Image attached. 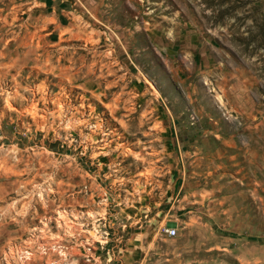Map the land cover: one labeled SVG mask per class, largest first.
I'll return each instance as SVG.
<instances>
[{"label": "rangeland", "instance_id": "1", "mask_svg": "<svg viewBox=\"0 0 264 264\" xmlns=\"http://www.w3.org/2000/svg\"><path fill=\"white\" fill-rule=\"evenodd\" d=\"M10 249L264 264V0H0Z\"/></svg>", "mask_w": 264, "mask_h": 264}, {"label": "bare ground", "instance_id": "2", "mask_svg": "<svg viewBox=\"0 0 264 264\" xmlns=\"http://www.w3.org/2000/svg\"><path fill=\"white\" fill-rule=\"evenodd\" d=\"M33 109H36L35 107H33ZM61 213V212H60ZM91 233L94 235V232L93 231H91ZM53 241V240H52ZM57 241V240H56ZM54 242V241H53ZM58 242V241H57ZM57 242H55V245L57 244ZM41 243V242H40ZM12 244V243H11ZM44 245V244H43ZM19 250V249H18ZM35 250V249H34ZM31 254V253H30ZM13 257H14V255H13V250L12 249H10V251L7 253V254H5V261H6V264H11V259H13ZM28 257V256H27ZM39 257H41V256H39ZM49 257V256H48ZM21 258V257H20ZM47 259H49V258H47ZM20 264H27V263H25V261L24 262H21Z\"/></svg>", "mask_w": 264, "mask_h": 264}, {"label": "built area", "instance_id": "3", "mask_svg": "<svg viewBox=\"0 0 264 264\" xmlns=\"http://www.w3.org/2000/svg\"><path fill=\"white\" fill-rule=\"evenodd\" d=\"M166 233H167V235L168 236H173V235H175V233H176V228H167L166 229Z\"/></svg>", "mask_w": 264, "mask_h": 264}]
</instances>
